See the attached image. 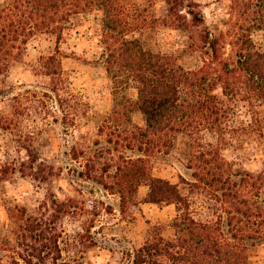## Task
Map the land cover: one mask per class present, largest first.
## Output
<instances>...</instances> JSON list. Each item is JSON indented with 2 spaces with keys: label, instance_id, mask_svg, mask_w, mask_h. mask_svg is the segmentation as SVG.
Here are the masks:
<instances>
[{
  "label": "trees",
  "instance_id": "trees-1",
  "mask_svg": "<svg viewBox=\"0 0 264 264\" xmlns=\"http://www.w3.org/2000/svg\"><path fill=\"white\" fill-rule=\"evenodd\" d=\"M162 1L166 15L160 20L136 0H0V74L23 60L36 36L54 38V50L39 58V71L63 113V127H76L91 105L69 88L62 59L80 57L65 54L61 43L73 16L99 14L96 62L103 61L112 81L114 104L97 138L75 142L65 153L78 163L68 180L91 181L117 195L123 218H134L144 203L175 204L173 236L152 225L128 264H250V249L264 247V42L252 37L264 31V0H230L228 28L218 33L197 0ZM160 21L197 29L190 44L198 53L193 68L146 46L144 35ZM130 87L137 89L135 99L126 93ZM134 113L142 115V125L133 122ZM179 135L189 137L191 155L173 182L154 175L153 162L170 153ZM244 144L263 157L258 172L226 158V150ZM27 151L34 179L61 176V168ZM10 175L12 167L1 168L0 182ZM141 186L148 188L143 199ZM103 209L112 211L102 200L90 205L56 193L33 209L10 206L15 239L2 244L0 264H77L69 252L98 245L92 233ZM80 214L89 223L72 236L64 220Z\"/></svg>",
  "mask_w": 264,
  "mask_h": 264
},
{
  "label": "rangeland",
  "instance_id": "rangeland-1",
  "mask_svg": "<svg viewBox=\"0 0 264 264\" xmlns=\"http://www.w3.org/2000/svg\"><path fill=\"white\" fill-rule=\"evenodd\" d=\"M136 1L148 5L150 15L160 20L165 17L166 8L162 0ZM197 2L209 27L217 33L228 28L232 13L230 0ZM99 19L97 13L73 16L72 25L65 31L61 43V50L65 54L74 52L80 57L62 59L69 88L91 105L84 118L76 117V127L70 126L67 131L63 127V113L47 88L48 78L39 71V58L54 50V38L36 36L29 42L23 60L11 66L8 72L0 74V169L12 167V175L0 182V257L4 258L6 254L1 249L4 241L12 240L13 243L15 239L8 208L24 206L33 209L51 193L61 198L72 196L80 201L87 200L90 205L94 200H102L105 206L109 205L112 209H103L94 223L95 233L92 235L98 245L85 247L82 252H69L72 258L77 259V264H128V254L144 241L152 225H161L165 237L174 234L171 221L177 214L175 204L160 206L144 203L140 205L141 211L134 212V218H123L117 195L106 192L91 181L79 180L78 184L73 185L68 180L69 173L75 174L78 163H71L65 153L75 142L97 138V129L114 104L112 81L103 61L96 62L101 53ZM196 34V28L181 30L160 21L144 35V41L149 49L172 54L186 68H193L198 53L192 51L190 44ZM252 37L256 43H263L264 31L253 32ZM46 92L50 96H46ZM126 93L133 99L137 97L134 87H130ZM260 115L264 126V105ZM132 120L135 124H143L139 113L132 114ZM27 150L38 153L41 159L55 165L56 171L61 168V176H55L48 182L34 179ZM190 155L189 137L179 135L170 153L154 160V175L176 182L177 174L184 173ZM225 155L239 169L258 172L263 167V157L251 145L230 148ZM147 192V186H141L139 198H145ZM87 219L86 214L65 218V231L73 236L82 230ZM87 243L90 245L88 239ZM249 254L250 264H264V247L251 248Z\"/></svg>",
  "mask_w": 264,
  "mask_h": 264
}]
</instances>
